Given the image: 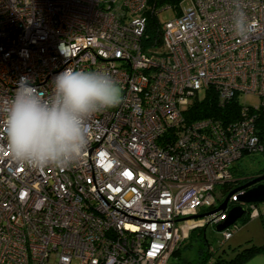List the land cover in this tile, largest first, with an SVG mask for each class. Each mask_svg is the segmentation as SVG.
<instances>
[{
  "label": "built area",
  "instance_id": "built-area-1",
  "mask_svg": "<svg viewBox=\"0 0 264 264\" xmlns=\"http://www.w3.org/2000/svg\"><path fill=\"white\" fill-rule=\"evenodd\" d=\"M240 4L246 40L233 32V0H184L164 8L174 17L158 41L146 0H0V264H169L194 229L240 205L236 193L224 213L195 218L224 201L214 191L233 183L232 163L264 160V0ZM65 68L108 73L122 103L90 120L70 168L22 165L3 109L21 77L47 97ZM207 95L222 115L188 119Z\"/></svg>",
  "mask_w": 264,
  "mask_h": 264
},
{
  "label": "clouds",
  "instance_id": "clouds-1",
  "mask_svg": "<svg viewBox=\"0 0 264 264\" xmlns=\"http://www.w3.org/2000/svg\"><path fill=\"white\" fill-rule=\"evenodd\" d=\"M233 3V32L246 40L252 26L240 0ZM122 99V88L106 72L65 68L54 77L47 97L21 77L2 114L8 151L33 169H68L88 145L90 120Z\"/></svg>",
  "mask_w": 264,
  "mask_h": 264
},
{
  "label": "trees",
  "instance_id": "trees-1",
  "mask_svg": "<svg viewBox=\"0 0 264 264\" xmlns=\"http://www.w3.org/2000/svg\"><path fill=\"white\" fill-rule=\"evenodd\" d=\"M147 4L153 9V11L147 12V32L149 35L150 40L157 39L159 41L161 37L160 33V22L159 14L164 10V8H172L177 9L179 4L184 0H146ZM235 105L232 104L230 109L234 108ZM221 110L218 109L217 104L213 98H210L207 95L203 100L197 101L193 104L189 112H187L186 117L188 119H201L206 117H220ZM264 169L258 173L263 172ZM254 176V175H253ZM252 177V176H250ZM249 180V176L240 175L235 177L234 183H226L222 185V193L219 195L218 199L223 197V200L228 195L229 191L232 189L233 186L238 187L245 184ZM232 191V190H231ZM230 191V192H231ZM228 192V193H227ZM237 205V204H235ZM213 209V208H212ZM210 209H207L206 212H209ZM249 219V211L245 213L240 218V221L244 224ZM237 227V226H236ZM203 228V227H202ZM200 228V229H202ZM199 228L194 229L190 234L188 239L180 246L172 255L171 258H177L180 260L181 258V249H188L192 245V240L194 239V233ZM211 246L208 244L207 241H202L197 250V258L192 260L186 264H245L247 260L251 259L252 257L264 254V245H255L248 241V245L245 247L238 248L235 250V253H232V256L223 258L221 253L224 254V251L221 253L216 250H210ZM221 248V247H220Z\"/></svg>",
  "mask_w": 264,
  "mask_h": 264
},
{
  "label": "rangeland",
  "instance_id": "rangeland-1",
  "mask_svg": "<svg viewBox=\"0 0 264 264\" xmlns=\"http://www.w3.org/2000/svg\"><path fill=\"white\" fill-rule=\"evenodd\" d=\"M174 14L171 11H163L159 14L160 22H166L169 19L173 18ZM200 98L203 97V93L200 94ZM241 102L246 104H257V100L254 97H248L246 99H240ZM233 172V183L235 182V177L240 175L253 176L259 174L258 172L264 169V160L260 154H253L252 156H244L242 159L237 162L232 163L231 165ZM222 186H217L214 195L219 197L222 193ZM235 186L232 184V189L234 190ZM230 190V191H231ZM229 191V193H230ZM228 193V192H227ZM228 193V194H229ZM255 207L259 213L263 214L264 203L255 204ZM237 229H234L232 226H229L228 229L234 230L233 237L231 240L225 243L223 247H219V242L222 240L221 232L215 230V226L206 225L202 229L197 230L194 233V239L192 240V245L188 249H181V258H171L169 264H186L197 258V250L201 242L207 241L212 249L219 251L220 253L224 251V254L221 253L223 258L232 256V253L238 248L245 247L248 245V241L258 245L264 241V218L260 216H249V219L243 224L240 219L235 222ZM251 236V239H249Z\"/></svg>",
  "mask_w": 264,
  "mask_h": 264
},
{
  "label": "water",
  "instance_id": "water-1",
  "mask_svg": "<svg viewBox=\"0 0 264 264\" xmlns=\"http://www.w3.org/2000/svg\"><path fill=\"white\" fill-rule=\"evenodd\" d=\"M262 182H264V174L254 178L249 182H246L241 186H238L225 197L224 201L217 208L195 218H202L217 213H224L229 198L232 195L238 193V201L240 205L234 206L229 211H227V217L225 221L215 227L217 232H222L229 226L234 225L237 220L245 215L246 211L243 205L264 203V184Z\"/></svg>",
  "mask_w": 264,
  "mask_h": 264
},
{
  "label": "crops",
  "instance_id": "crops-1",
  "mask_svg": "<svg viewBox=\"0 0 264 264\" xmlns=\"http://www.w3.org/2000/svg\"><path fill=\"white\" fill-rule=\"evenodd\" d=\"M258 216L262 217V219H263L264 213L263 214L259 213ZM232 237H231V239H232ZM249 239H251V236H249ZM260 245H264V241L262 243H258V246H260ZM245 264H264V254H259V255L252 257L251 259L247 260Z\"/></svg>",
  "mask_w": 264,
  "mask_h": 264
},
{
  "label": "flooded vegetation",
  "instance_id": "flooded-vegetation-1",
  "mask_svg": "<svg viewBox=\"0 0 264 264\" xmlns=\"http://www.w3.org/2000/svg\"><path fill=\"white\" fill-rule=\"evenodd\" d=\"M263 174H264V171L261 172V173H259V174L254 175V176H252V177H249V180H248L247 182H249V181L253 180L254 178H256V177H258V176H261V175H263ZM262 183L264 184V182H262Z\"/></svg>",
  "mask_w": 264,
  "mask_h": 264
}]
</instances>
